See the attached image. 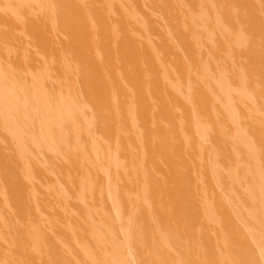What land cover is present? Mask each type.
Returning a JSON list of instances; mask_svg holds the SVG:
<instances>
[{
  "label": "rangeland",
  "instance_id": "1",
  "mask_svg": "<svg viewBox=\"0 0 264 264\" xmlns=\"http://www.w3.org/2000/svg\"><path fill=\"white\" fill-rule=\"evenodd\" d=\"M0 264H264V0H0Z\"/></svg>",
  "mask_w": 264,
  "mask_h": 264
}]
</instances>
